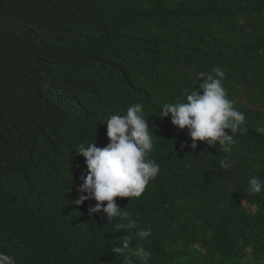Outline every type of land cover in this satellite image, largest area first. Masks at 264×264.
<instances>
[{
  "label": "trees",
  "instance_id": "obj_1",
  "mask_svg": "<svg viewBox=\"0 0 264 264\" xmlns=\"http://www.w3.org/2000/svg\"><path fill=\"white\" fill-rule=\"evenodd\" d=\"M220 66L245 115L231 151L160 118ZM141 103L159 173L128 217L75 205L80 144ZM227 160L230 167L221 168ZM264 0H0V252L15 264H264ZM105 205L107 202H103ZM133 221L135 229L115 224ZM151 229L140 239L135 232Z\"/></svg>",
  "mask_w": 264,
  "mask_h": 264
},
{
  "label": "clouds",
  "instance_id": "obj_2",
  "mask_svg": "<svg viewBox=\"0 0 264 264\" xmlns=\"http://www.w3.org/2000/svg\"><path fill=\"white\" fill-rule=\"evenodd\" d=\"M213 74L199 72V86L190 90L184 101L168 103L163 106L162 116L169 117L171 124L178 129H187L192 140L191 148L197 147L196 141H204L209 146L218 143L225 152L231 151L237 132L243 134L246 128L245 115L238 111L227 96L224 87L225 71L220 66L212 68ZM143 105L135 103L129 106L124 115H112L106 123L108 143L104 147L91 143L78 146L77 155L84 158L87 175L77 187L79 197L73 200L75 205L94 199L97 203L89 209V213H103L107 221L117 217H128L116 203V197H139L151 180L159 173V165L150 158L154 148L153 135L144 118ZM221 168L227 170L231 165L227 160L220 162ZM250 194H258L264 190V181L252 177L248 181ZM103 202H107L106 205ZM117 229H135L133 221L115 224ZM151 229H140L135 236L147 239ZM132 238L124 236L112 252L123 254L132 250L142 264H148L151 252L144 247L132 249ZM0 264H15L12 256L0 252ZM123 264H131L125 256Z\"/></svg>",
  "mask_w": 264,
  "mask_h": 264
}]
</instances>
